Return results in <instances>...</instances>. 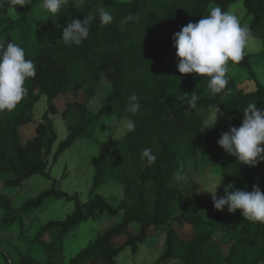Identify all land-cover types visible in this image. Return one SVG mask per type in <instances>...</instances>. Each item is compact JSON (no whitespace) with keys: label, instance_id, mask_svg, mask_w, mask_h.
<instances>
[{"label":"trees","instance_id":"1","mask_svg":"<svg viewBox=\"0 0 264 264\" xmlns=\"http://www.w3.org/2000/svg\"><path fill=\"white\" fill-rule=\"evenodd\" d=\"M42 2L33 0L16 18L10 16L6 6L0 8V43H19L25 49V58L32 60L37 69L35 77L25 82L28 91L23 100L13 111L0 113V175H9L3 186L22 188L34 174H47L49 156L58 138L50 114L60 112L55 100L61 94L86 93L69 101L61 112L69 132L54 152V161L77 138L91 137L104 116L129 117L135 129L120 139L110 136L100 144L98 155L92 158L94 176L86 201L78 193L70 195L54 184L26 200L18 211L13 197L1 191L4 214L0 226L5 228L19 221V212L37 209L50 198L75 202V209L64 219H53L40 227L31 240L40 252L21 253L12 264H119L117 259L124 250L130 247L136 252L138 243L158 232L165 244L153 264L264 262V224L244 219L240 210L229 213L227 206L217 211L212 199L202 201L185 195L177 171V147L184 144L190 155L218 166L222 184L218 196L230 183L235 189L249 192L259 184L264 192V162L246 166L217 143L222 132L241 125L243 110L249 103L264 108V85L259 83L252 92L241 90L227 97L236 87L235 78L227 73L226 89L213 95L207 77L181 74L177 67L173 72L169 67L170 53H176L174 33L208 15L212 3L227 11L243 2L252 17L250 34L255 33L264 42V0H65L57 14L39 13L37 8ZM100 5L110 12L113 21L102 25L97 20L81 45H64L62 32L67 23L95 15ZM127 15L134 19L121 27L120 21ZM238 65L256 78L247 54ZM102 78L111 81L112 92L97 113L89 114L87 100L96 94L91 86ZM133 93L141 105L135 116L125 111L127 98ZM44 94L48 107L43 121L37 124L34 136L24 142L20 127L34 122L35 105ZM192 95L199 97L196 109L188 104ZM218 107L230 115L231 121L204 129L203 111ZM145 148L156 156L149 167L141 158ZM109 185L124 186L118 206L110 204L101 193ZM105 213L109 217L123 213V219L67 258L64 252L70 234L82 222ZM132 223L139 225L138 232L131 228ZM117 240L123 242L118 244ZM0 256H6L2 248Z\"/></svg>","mask_w":264,"mask_h":264},{"label":"rangeland","instance_id":"2","mask_svg":"<svg viewBox=\"0 0 264 264\" xmlns=\"http://www.w3.org/2000/svg\"><path fill=\"white\" fill-rule=\"evenodd\" d=\"M214 6L219 5L212 3L210 9ZM21 9L23 8L17 6V13L10 16L12 18L18 17L21 14ZM229 10L240 18L243 26L249 27L252 17L247 14L243 2H237L227 11ZM37 11L39 13H44L40 5ZM245 51L251 59L256 78L251 77L246 68L238 64L233 65L232 62L229 61L228 74L235 78L236 87L227 94V97L241 90L252 92L256 90L259 83L264 85L263 40L255 33L250 34L249 44ZM169 67L173 72L177 67L176 53L174 51L170 53ZM91 87L95 88L96 94L87 100V108L89 114H95L99 111L105 99L111 94L112 83L110 80L102 78L99 83L93 84ZM84 95H86L85 90H81L79 94H61L56 99L55 103L60 109V112L58 114H50V116L54 120L58 138L54 144L53 152L49 156V167L47 169V174H49V176L44 173H36L25 181L22 188H5L3 183L9 175H0V193L3 191L5 195L13 197V206L18 211H21V206L26 200L37 197L40 193L51 188L54 184L70 195L78 193L81 200L86 201L89 197V191L94 176L92 158L98 155L100 144L106 141L110 136L120 139L128 132L124 127V121L131 118L119 117L116 115L104 116L94 128L91 137L77 138L76 141L59 156L57 161H54V152L58 149L61 141L67 137L69 132L67 122L63 118L61 112L66 109L69 101L75 100L78 97H83ZM47 107V96L44 94L35 105L34 122L20 127L22 140L24 142H27L34 136L35 128L38 123L43 121L42 115ZM217 109H219V112L214 127L221 124H228L231 121L230 115L223 108L218 107L203 111L205 124L210 125L213 122L214 113ZM177 152V171L181 177V188L185 195L199 198L202 201L212 199L211 194L198 192V190H201L202 186L210 185L212 182L220 183L221 176L218 166L206 163L200 157L197 158L190 155L186 149H184V144L177 147ZM101 193L110 204L118 206L121 199L124 197V186L109 185L102 189ZM74 209V201L50 198L37 209L19 212V221L12 226L6 228L0 226V248L4 249L6 253V256H0V264H12V262L16 261L20 254L24 252H40L37 246L31 244V240L35 237L40 227L50 220L64 219L67 214L73 212ZM3 214L4 210L0 207V221ZM122 219L123 213H119L115 217H109L108 213H105L100 218H90L82 222L76 230L70 234L65 245V256L71 258L85 248L90 242L94 241L99 235L121 223ZM131 228L137 232L140 230L137 223H132ZM122 242L123 240H117L118 244ZM164 244L162 233H154L145 242L138 243L136 252H133L130 247L124 250L117 259V262L119 264H135L141 262L153 264L159 259L164 249ZM261 264H264V262Z\"/></svg>","mask_w":264,"mask_h":264},{"label":"clouds","instance_id":"3","mask_svg":"<svg viewBox=\"0 0 264 264\" xmlns=\"http://www.w3.org/2000/svg\"><path fill=\"white\" fill-rule=\"evenodd\" d=\"M65 0H43L40 8L47 13L60 12ZM33 0H0V8L7 7L10 15L17 13V6H31ZM134 17L127 15L120 21L121 27L132 21ZM102 25L110 24L113 16L103 6L96 9L95 15L72 19L62 32V42L66 46H79L89 37L90 26L97 21ZM250 29L241 24L240 18L231 10L223 11L221 7H211L209 14L202 16L198 22H189L174 33L173 47L176 49L177 68L181 74L195 73L207 77V87L211 94H221L229 84V61L239 64L246 55L249 44ZM36 66L32 60L25 58V49L16 42L9 41L6 45L0 43V113L11 112L27 95L24 86L26 80L36 75ZM187 96V95H184ZM199 97L192 95L188 104L191 109L197 108ZM139 97L136 93L127 98L125 111L135 116L140 110ZM219 109L215 110L214 120L205 124V128L214 127ZM243 121L237 128L230 126L222 132L218 145L239 163L256 167L264 162V108H258L256 103H249L243 110ZM222 115V114H221ZM128 132L135 129L132 119L124 121ZM203 129V130H204ZM144 166L149 167L156 161V156L150 148L141 153ZM219 182L202 186L198 192L211 194L213 207L223 211L227 206L229 213L240 210L244 219L264 224V192L259 184L252 190L235 189L233 184L223 188V195L218 196ZM233 189L232 191H229Z\"/></svg>","mask_w":264,"mask_h":264},{"label":"crops","instance_id":"4","mask_svg":"<svg viewBox=\"0 0 264 264\" xmlns=\"http://www.w3.org/2000/svg\"><path fill=\"white\" fill-rule=\"evenodd\" d=\"M55 102H56V100H55ZM138 248V247H137ZM155 263V262H154Z\"/></svg>","mask_w":264,"mask_h":264}]
</instances>
